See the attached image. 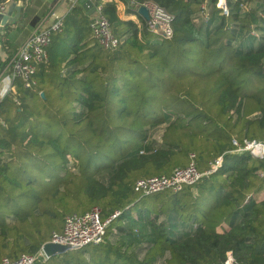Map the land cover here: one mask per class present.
I'll use <instances>...</instances> for the list:
<instances>
[{"label":"trees","instance_id":"trees-1","mask_svg":"<svg viewBox=\"0 0 264 264\" xmlns=\"http://www.w3.org/2000/svg\"><path fill=\"white\" fill-rule=\"evenodd\" d=\"M25 1H8L18 22ZM224 2L227 15L217 0L103 3L113 50L79 5L65 15L35 84L16 80L0 101V260L36 255L67 216L96 208L119 213L101 243L34 264H264V158L237 151L264 144V0ZM143 3L171 17L169 38L136 13ZM191 159L200 173L221 165L177 192L134 193Z\"/></svg>","mask_w":264,"mask_h":264},{"label":"built area","instance_id":"built-area-1","mask_svg":"<svg viewBox=\"0 0 264 264\" xmlns=\"http://www.w3.org/2000/svg\"><path fill=\"white\" fill-rule=\"evenodd\" d=\"M94 12L89 16V30L90 36L97 44L104 50H113L118 46V39L113 35L112 29L101 13V4L110 3L113 0H88ZM79 0H66L67 8L65 14H59L55 5L49 9L40 23L33 29L30 36L16 49L2 51L0 46V53L4 57L0 58L5 63L3 70L0 72V80L4 74L8 80V85L0 93L2 99L7 93H14L15 87L13 82L20 80L23 87L30 89L35 82L33 76L35 74L36 65L46 61L45 48L47 47L50 34L54 31L60 30L63 24L65 15L71 9L78 5ZM217 7L221 8L222 13L227 15L224 0H217ZM139 7H145L148 12L147 26L152 31L160 32L166 38L171 36V17L158 5L154 3H143L135 7V11ZM7 7L4 4L0 5V15L7 14ZM237 151H247L253 156L264 158V144L257 142H244L242 148ZM193 156H191L192 158ZM221 165V160L215 161L208 171L200 173L197 171L193 160L185 168L175 169L169 176L151 177L146 179H139L133 185V191L140 197L149 196L166 189H171L173 192L179 191L184 186L195 184L202 176L209 175L214 172ZM119 215L118 212L112 214L106 220H101L100 211L93 208L89 212L77 215L73 214L67 216L64 220L60 232H53L50 236L49 243L64 246L70 250H76L88 245H97L102 242L107 226L110 222ZM39 258H45V255L40 248L36 255H19L14 259H1L0 264H34ZM224 264H234V260L230 253H227Z\"/></svg>","mask_w":264,"mask_h":264},{"label":"crops","instance_id":"crops-1","mask_svg":"<svg viewBox=\"0 0 264 264\" xmlns=\"http://www.w3.org/2000/svg\"><path fill=\"white\" fill-rule=\"evenodd\" d=\"M8 1L9 0H4V3L2 2L4 5H6L7 10L9 5H11L10 3L8 4ZM113 1L118 3V10L121 7L123 8L124 5L122 3V0ZM21 5L22 4L19 3L16 5V7H20ZM54 5L55 7H57V12L59 14H65L67 8L66 0H26L24 8L21 7V9L23 8V11L25 13V17L23 18V20L21 22H18L17 20L15 21L17 23H15L14 25L8 24L5 27L0 28V37L2 35L6 36L5 39L7 41L9 49L13 51L18 49L22 45V43L30 36V33L33 32V29L40 23V21L46 15H48L47 12ZM78 5L81 7L80 2H78ZM13 13L16 14V12ZM2 57H4V55L0 53V58ZM6 78V74H4L0 80V93H2V91L9 83ZM256 198L261 200L264 199V193L260 192L256 194Z\"/></svg>","mask_w":264,"mask_h":264},{"label":"water","instance_id":"water-1","mask_svg":"<svg viewBox=\"0 0 264 264\" xmlns=\"http://www.w3.org/2000/svg\"><path fill=\"white\" fill-rule=\"evenodd\" d=\"M79 2H80L81 7L83 8V10L86 12L88 16H90L94 12V8L88 0H80ZM13 12H16V14H14ZM6 13L7 14L5 15H0V28L5 27L6 25L17 21L19 18V8L16 7L15 4L9 5ZM137 13L145 21H148L149 19L148 12L145 7H139L137 10ZM255 157L260 158L259 156H255ZM41 249L45 255V258L47 259L51 258V256H54L55 254H59L67 250V248L64 246L55 245L49 242L42 245Z\"/></svg>","mask_w":264,"mask_h":264},{"label":"rangeland","instance_id":"rangeland-1","mask_svg":"<svg viewBox=\"0 0 264 264\" xmlns=\"http://www.w3.org/2000/svg\"><path fill=\"white\" fill-rule=\"evenodd\" d=\"M122 3H123V0H122ZM124 5V4H123ZM124 9V6L123 8L121 7L119 10H120V13L121 11ZM160 134L161 132H156L155 135L153 136V141L156 142V143H160Z\"/></svg>","mask_w":264,"mask_h":264}]
</instances>
